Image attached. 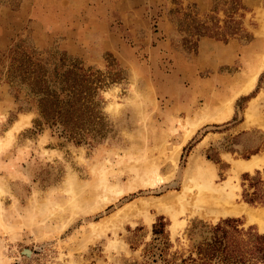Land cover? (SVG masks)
<instances>
[{
    "label": "rangeland",
    "instance_id": "1",
    "mask_svg": "<svg viewBox=\"0 0 264 264\" xmlns=\"http://www.w3.org/2000/svg\"><path fill=\"white\" fill-rule=\"evenodd\" d=\"M263 26L264 0H0V264H180L228 218L264 235L245 213L159 207L196 155L236 204L264 209V164L233 170L264 159V70L243 92ZM21 60L59 93L83 74L73 131L42 116Z\"/></svg>",
    "mask_w": 264,
    "mask_h": 264
},
{
    "label": "trees",
    "instance_id": "2",
    "mask_svg": "<svg viewBox=\"0 0 264 264\" xmlns=\"http://www.w3.org/2000/svg\"><path fill=\"white\" fill-rule=\"evenodd\" d=\"M17 66L22 82H28L33 91L40 96L41 114L49 120L60 119L73 131V114H77L76 105L81 101L82 90L86 79H79L83 74L71 69L61 80V92L49 85L47 74L39 67H32L24 60ZM74 76V78H73ZM83 78V77H81ZM56 86V82L54 87ZM78 91V92H76ZM61 94H65L63 98ZM79 95V96H78ZM67 106V107H66ZM73 108L74 111H73ZM64 114H69L65 116ZM250 203L260 202L258 196L245 194ZM162 223L155 226V233H162ZM158 227H160L158 229ZM207 236L195 245L188 257L180 264H260L264 262V235L254 227L245 228L240 219L228 218L213 226H207ZM173 264H176L174 262Z\"/></svg>",
    "mask_w": 264,
    "mask_h": 264
},
{
    "label": "bare ground",
    "instance_id": "3",
    "mask_svg": "<svg viewBox=\"0 0 264 264\" xmlns=\"http://www.w3.org/2000/svg\"><path fill=\"white\" fill-rule=\"evenodd\" d=\"M258 34L260 36L259 42L254 48V52L256 53L255 58H256V60H258V64L251 68V73L248 77L247 85L245 84L246 86L243 88V92H247L248 90H250L254 86V84L256 83L257 78L259 76V73L262 70H264V26L262 27V31H259ZM251 54H253L252 51H251ZM241 92L242 91H238L236 93V95L240 94ZM232 102H233V100H232ZM232 102L227 101L228 104H226V105L223 104V105H225L224 110L217 111L216 114H225V116H226V114L228 112H231V110H232ZM251 106H253V105H251ZM217 107L220 108L219 106H217ZM217 107L215 106V109ZM212 108L201 112L200 114H203V115L205 114L202 118H204V117L206 118L207 114H208V117H210L211 113L209 116V112ZM204 109H207V108H204ZM249 113H250V111H249ZM199 117H198V120H199ZM250 117H252V115ZM202 118H201V121H202ZM200 123H198V122L195 124L193 122L191 123L192 126L194 127L193 131L197 126H199ZM16 124H18V123H16ZM14 128H16L18 131L19 128H21V127L15 125ZM10 135L12 136V134H10ZM0 144L2 146V144L4 145V142L0 141ZM205 162L206 161H204V159H201L200 156L193 155L190 158L189 163H188L189 165H188V168L186 170L187 183L185 184L182 191L179 192L178 195H170V196L163 198L162 201L160 202V205H159L160 209H162L164 211V209L172 210L173 208L179 207V210H181V212H185L187 210H190V211H192V214L198 213V214H201L204 216H207V215L213 216L215 218L220 217V216L238 215V214L245 213L246 216H248V218L250 220L257 221L261 226H263L264 225V209L263 210L252 209L251 207L247 206L246 204H243V205L236 204L234 202L235 195H236L235 194V188L236 187H234L235 185L233 186L231 184L232 183V182H230L231 180L225 181L222 184L214 183V181H213V179L215 178L214 177L215 176L214 175L215 174L214 168L211 164L205 163ZM234 164H235V168L233 170L235 172H240L243 170L244 171H253L255 168H258L264 164V159H262L258 156H254V157H252L251 160H240V161L236 160V162ZM234 164H233V166H234ZM156 166L154 163L151 167L150 166L146 167V165H145L143 169L138 170V173L141 170H143V172L139 176L138 175L137 176H138V178L139 177L141 178V181L145 185H151V184H153V182H155L154 181L155 178L154 179L148 178V173L146 172V169L151 168L150 172H153V170H154L153 168L156 169ZM138 181H140V180H138ZM72 183H73V181H72ZM102 183H105L107 185L106 191H109L110 189H112V188H109L108 183L106 181H103ZM73 187H74V185H72V188ZM76 190H77V188H76ZM102 198H103L102 200H104V202L111 200L109 195H104ZM112 199H114V198H112ZM90 203H93V202H90ZM157 203H159V202H157ZM88 206H90V205H88ZM89 209L90 210H94V209L96 210L97 205L93 206V204H92V206L89 207ZM86 210H88V209H86ZM175 215L176 214H174V216ZM177 223H178V221H177ZM112 224H113V222H112ZM262 264H264V263H262Z\"/></svg>",
    "mask_w": 264,
    "mask_h": 264
}]
</instances>
